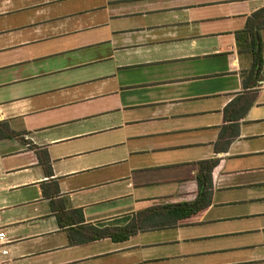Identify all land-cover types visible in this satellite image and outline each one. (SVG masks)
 Segmentation results:
<instances>
[{
	"label": "crops",
	"instance_id": "obj_1",
	"mask_svg": "<svg viewBox=\"0 0 264 264\" xmlns=\"http://www.w3.org/2000/svg\"><path fill=\"white\" fill-rule=\"evenodd\" d=\"M261 8L0 0V121L19 136L0 140V264H264V62L238 137L214 150L249 67L234 34ZM214 158L196 215L85 241L82 226L124 227L137 211L194 201L198 163Z\"/></svg>",
	"mask_w": 264,
	"mask_h": 264
},
{
	"label": "trees",
	"instance_id": "obj_2",
	"mask_svg": "<svg viewBox=\"0 0 264 264\" xmlns=\"http://www.w3.org/2000/svg\"><path fill=\"white\" fill-rule=\"evenodd\" d=\"M264 31V8L251 14L242 30L235 32L237 53L249 60V67L242 72V86L244 92L236 95L223 109L224 125L221 126L218 139L214 143L216 153L226 151L230 143L239 135V125L248 110L253 106L256 87L261 81L263 68V39ZM10 137H19L9 130L6 122L0 121V140ZM32 149L35 146L30 145ZM39 162L46 174L50 175L49 159L46 152L38 154ZM218 159L203 160L198 163L196 182L198 186L197 198L192 202L164 204L152 206L137 211L131 221L124 227L97 228L94 226H82V231L88 233L85 241H93L109 238L120 242L128 239L140 231L150 229H162L179 225L180 221L186 220L205 209L210 202L212 188V170L216 167ZM73 212H76L73 211ZM61 224L60 216L57 215ZM76 224V220L74 219ZM81 223L83 216L81 215ZM182 223V222H181Z\"/></svg>",
	"mask_w": 264,
	"mask_h": 264
},
{
	"label": "built area",
	"instance_id": "obj_3",
	"mask_svg": "<svg viewBox=\"0 0 264 264\" xmlns=\"http://www.w3.org/2000/svg\"><path fill=\"white\" fill-rule=\"evenodd\" d=\"M5 240V234L3 232H0V243H3ZM2 255H6L7 251L6 250H1Z\"/></svg>",
	"mask_w": 264,
	"mask_h": 264
}]
</instances>
